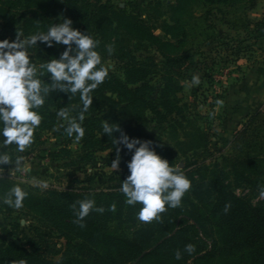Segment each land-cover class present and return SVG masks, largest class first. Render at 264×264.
I'll return each mask as SVG.
<instances>
[{
    "label": "rangeland",
    "instance_id": "1",
    "mask_svg": "<svg viewBox=\"0 0 264 264\" xmlns=\"http://www.w3.org/2000/svg\"><path fill=\"white\" fill-rule=\"evenodd\" d=\"M89 1L91 10H95L101 1L141 18L146 14L147 20L157 21L160 25L162 19L168 17L167 5L175 0ZM18 3L17 0H0V5L11 9L15 17L22 13ZM85 6L81 3L82 8L63 17L83 21L82 18L86 19ZM179 15L185 30L181 53L187 60L182 67V88L176 95L183 102L200 105L197 111L202 110V113L196 120L209 138L206 146L183 156L177 151L176 144L177 139L182 138L180 133L162 135L153 122L147 127L150 133L161 134L163 142L168 144L167 150L160 155L170 164H181L192 181V188L183 198L182 205L168 209L159 221L141 223L136 219L141 206L126 205L119 191L121 180L129 174L127 162L132 153L120 152V168L115 171L110 165L117 152L110 149L98 152L95 161L86 166L87 176L69 159L52 161L46 152H38L31 146L21 154L25 157L26 169L12 176L15 165H3L4 172L0 177L21 183L31 193L67 209L72 219H75L73 204L76 201L86 197L95 199L105 211L92 212L85 219L97 229L127 243L114 248L91 235L81 238L63 226V221L68 220L67 213L56 217L25 206L14 210L0 205V231L3 226L14 229L15 233H20V238L30 243L25 246L29 256L7 258V263L23 259L26 264H250L246 252L234 256L236 250L223 239L219 221L211 215V202L229 195L264 208V197L260 196L261 187H264V123H261L264 115L252 124L245 141L238 145L233 141L249 118L264 109V0L230 3L193 0L185 3ZM14 27L0 14V39L14 40ZM156 33L162 32L158 28ZM107 34V37L98 38L101 48L114 42L117 46H127L131 54L150 69L153 63L162 62L154 49L131 40L124 32L114 34L107 30ZM40 52L36 49L33 56ZM104 62L113 64V71L117 70V59H104ZM120 74L123 75V70ZM192 74L201 76L199 86L187 83ZM218 93L223 95L222 101L216 105L215 115L210 116L213 112L209 104ZM47 137V144L58 149L62 138L53 134ZM12 147L7 151L11 152ZM72 148L75 160L83 151L76 150L75 144ZM44 180L48 181L47 188L40 185ZM113 204L115 211L110 210ZM76 206L78 208V204ZM8 238L20 244L13 234ZM188 243L196 246L192 255L183 252ZM177 249L183 252L181 260L175 259ZM96 251L103 259L94 253Z\"/></svg>",
    "mask_w": 264,
    "mask_h": 264
},
{
    "label": "trees",
    "instance_id": "2",
    "mask_svg": "<svg viewBox=\"0 0 264 264\" xmlns=\"http://www.w3.org/2000/svg\"><path fill=\"white\" fill-rule=\"evenodd\" d=\"M20 4L19 10L22 11L19 17L11 13L5 5H0V14L5 16L15 27L12 29L14 38L18 30L27 36L28 34L39 30H46L47 26L55 22L59 23L62 16L70 14L74 9H80L81 3H85L86 19L83 21H73V27L80 31L89 32L96 38L107 37V30L114 34L124 32L131 40L146 44L154 49L161 63H153V67L144 65L140 60L132 55V51L126 47L116 45L114 42V52L108 56L105 46L99 47V51L104 59H117V70L111 71L109 78L104 84L93 91V105L86 113V119L83 122L85 127V137L80 142H75L73 138L61 128L56 131L58 119L56 111L62 107L68 106L70 115H76L79 111L78 96L71 101L67 93L53 92L48 97L45 106L40 109L44 119L40 128L35 134V142L32 145L33 150L46 152L50 160L69 159L71 163L77 166V170H82L87 176L86 166L94 162L96 154L110 149L116 152L114 138H109L107 134L102 133V122L108 120L110 123H118L121 131L129 134L131 137L140 138L142 141L150 140L158 154L167 150V145L163 142L164 134H181V139H177V151L185 156L188 152L206 146L209 134L198 123L197 117L201 115L202 110L197 111L200 105L189 101L178 99L176 92L182 88L180 83L182 77V67L186 62V57L181 53L184 43L185 30L182 24V18L179 13L183 10L185 3L193 0H175L169 3L168 17L163 18L160 25L157 21H149L138 17L126 9H116L110 5L98 1L95 10L89 9V0H17ZM207 3H230L237 0H205ZM166 16V15H165ZM62 20V19H61ZM161 34L156 33L157 29ZM39 43V42H38ZM66 46L47 47L40 45V53L33 56L34 62L39 65L46 62L52 56H58ZM55 58V57H53ZM123 70V75L120 71ZM149 75L151 77H149ZM41 79H48L41 77ZM151 81L152 83H144ZM50 82V81H48ZM223 95L218 93L214 96L213 102L209 107L214 111L216 105L222 101ZM199 104L205 106V103L199 101ZM149 113V115L147 114ZM264 115V109L258 110L247 121L243 129L239 130L234 138V143L238 145L245 141L250 133L252 124L258 122L260 116ZM199 118V117H198ZM155 124L161 134L150 133L148 125ZM264 123V120L261 122ZM67 124V121H64ZM62 138L59 148L54 149L47 144L49 135ZM120 133H116L119 137ZM75 144L76 150H82V154L73 159ZM122 151L129 152L126 148ZM121 151V152H122ZM116 158L113 157L112 160ZM125 160V159H123ZM12 180L0 177V196L13 185ZM26 190V189H25ZM28 196L24 206L35 211H41L56 217L64 215L68 220L63 221V226L70 229L74 234L82 238H88L89 235L102 240L105 244L113 245L114 248L119 244H126L123 239L106 233L97 227L91 225L85 219L84 227L74 223L71 213L67 209L49 202L48 199L37 196L26 190ZM230 204V209L226 212L225 205ZM211 215L219 221V232L223 239L230 243V246L236 250L234 256L247 253L250 264H264V208L247 204L243 199L236 196L225 195L217 197L211 202ZM2 227L0 231V264H5L7 258L29 256V251L25 247V239L20 238V233ZM13 234L20 240V244L9 240L8 236ZM27 238V237H25ZM30 242V239H28ZM37 244V242H33ZM34 247V246H33ZM94 250V249H93ZM98 257L103 256L99 252H94ZM243 258V255H241ZM240 260V259H239ZM9 264V263H7Z\"/></svg>",
    "mask_w": 264,
    "mask_h": 264
},
{
    "label": "clouds",
    "instance_id": "3",
    "mask_svg": "<svg viewBox=\"0 0 264 264\" xmlns=\"http://www.w3.org/2000/svg\"><path fill=\"white\" fill-rule=\"evenodd\" d=\"M142 19H147V15L142 16ZM41 44L49 48L61 45L66 48L58 56H52L37 65L33 53ZM100 44V40L89 30L87 33L80 31L73 27L71 19L65 17L59 23L48 25L46 30L38 29L27 36L18 30L14 40L0 39V175L4 172L3 165H15L12 176L26 169L25 157L21 154L34 144L36 131L44 119L40 109L53 92L67 93L70 101L77 96L79 99V111L76 115H70L68 106L56 111L58 124L55 130L62 128L77 143L85 137L83 122L93 105L92 93L104 84L115 67L104 62L98 50ZM105 50L111 56L114 46L105 45ZM41 77L48 79L42 80ZM187 83L199 86L201 76L192 74ZM214 115V112L210 114ZM64 121H67L66 125ZM101 127L103 135L114 138L117 156L111 161L110 167L113 170L120 168V145L132 153L127 162L129 174L121 180L119 191L123 194L126 205L141 206L136 213L139 222L151 224L159 221L168 209L182 205L183 198L192 188V181L182 170L181 164H170L158 154L152 141L131 137L121 131L118 123H110L104 119ZM118 132L119 137L116 136ZM10 146H13L11 152L7 151ZM40 185L47 188L48 181H41ZM27 196L22 184L16 183L0 197V205L19 210L24 207ZM260 196L264 197V187H261ZM230 207V204H226L225 211ZM73 209L74 223L80 227L85 226V218L92 212L105 211L104 207L97 205L95 199L87 197L76 201ZM110 210L115 211L114 204L110 206ZM195 251L196 246L192 243L183 248V252L189 255ZM183 252L177 249L175 259L181 260ZM11 264L26 262L23 259L13 260Z\"/></svg>",
    "mask_w": 264,
    "mask_h": 264
}]
</instances>
